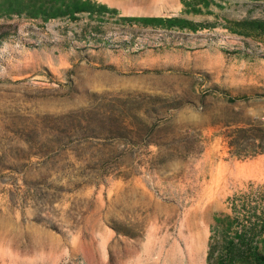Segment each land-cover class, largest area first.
<instances>
[{
  "label": "rangeland",
  "instance_id": "obj_1",
  "mask_svg": "<svg viewBox=\"0 0 264 264\" xmlns=\"http://www.w3.org/2000/svg\"><path fill=\"white\" fill-rule=\"evenodd\" d=\"M97 1L0 18V264H207L264 222V33L234 31L264 0ZM173 15L199 30L116 20Z\"/></svg>",
  "mask_w": 264,
  "mask_h": 264
},
{
  "label": "trees",
  "instance_id": "obj_2",
  "mask_svg": "<svg viewBox=\"0 0 264 264\" xmlns=\"http://www.w3.org/2000/svg\"><path fill=\"white\" fill-rule=\"evenodd\" d=\"M188 5L187 0H181ZM208 5V3H207ZM188 12L198 13L201 8L191 6L186 8ZM81 14L88 15L91 19H98L99 23L106 20V15L109 17H117L119 11L115 7H111L106 3L97 0H0V18L12 19L21 17L27 19H42L48 21L57 18H70L78 20ZM122 24H138L143 27L161 28L165 30H199L198 22L184 17L182 15L173 16H122L116 19ZM237 24L249 28L250 30H240L234 28L235 32L246 35L264 33V20L259 18H245L237 20ZM16 25L8 24L7 22L0 23V43L8 36L9 29ZM97 30V26H94ZM17 31V30H16ZM245 98L247 96H239ZM259 231L253 228H243L238 230L233 236H228V232L223 233V238H212L216 241L215 244L209 247L207 264H264L263 246H260L261 240L257 237L264 232V222H261ZM224 244L221 253H217L218 244ZM219 255V256H217Z\"/></svg>",
  "mask_w": 264,
  "mask_h": 264
},
{
  "label": "bare ground",
  "instance_id": "obj_3",
  "mask_svg": "<svg viewBox=\"0 0 264 264\" xmlns=\"http://www.w3.org/2000/svg\"><path fill=\"white\" fill-rule=\"evenodd\" d=\"M109 1H111L112 3H117V2H119L120 0H109Z\"/></svg>",
  "mask_w": 264,
  "mask_h": 264
}]
</instances>
